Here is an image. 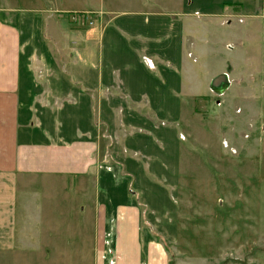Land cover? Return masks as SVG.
Instances as JSON below:
<instances>
[{"label": "crops", "instance_id": "1", "mask_svg": "<svg viewBox=\"0 0 264 264\" xmlns=\"http://www.w3.org/2000/svg\"><path fill=\"white\" fill-rule=\"evenodd\" d=\"M212 1L0 0V264H170L110 163L162 157ZM87 5L86 31L57 14Z\"/></svg>", "mask_w": 264, "mask_h": 264}, {"label": "rangeland", "instance_id": "2", "mask_svg": "<svg viewBox=\"0 0 264 264\" xmlns=\"http://www.w3.org/2000/svg\"><path fill=\"white\" fill-rule=\"evenodd\" d=\"M159 1L178 11L192 3ZM212 3L221 15L202 19L193 34L204 38L202 56L189 51L199 77L188 75L177 115H162L174 123L172 132L163 127L162 157L110 164L134 174L129 196L170 264H264V0ZM57 14L72 30L104 20L88 5ZM222 73L232 83L217 95L205 77ZM127 179H115L118 189Z\"/></svg>", "mask_w": 264, "mask_h": 264}, {"label": "water", "instance_id": "3", "mask_svg": "<svg viewBox=\"0 0 264 264\" xmlns=\"http://www.w3.org/2000/svg\"><path fill=\"white\" fill-rule=\"evenodd\" d=\"M229 85V77L225 73L217 75L211 82V88L217 93H223Z\"/></svg>", "mask_w": 264, "mask_h": 264}, {"label": "bare ground", "instance_id": "4", "mask_svg": "<svg viewBox=\"0 0 264 264\" xmlns=\"http://www.w3.org/2000/svg\"><path fill=\"white\" fill-rule=\"evenodd\" d=\"M226 92V91H225Z\"/></svg>", "mask_w": 264, "mask_h": 264}]
</instances>
